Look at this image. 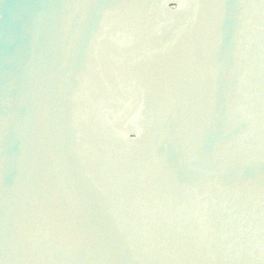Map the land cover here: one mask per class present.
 Instances as JSON below:
<instances>
[{"label":"water","instance_id":"water-1","mask_svg":"<svg viewBox=\"0 0 264 264\" xmlns=\"http://www.w3.org/2000/svg\"><path fill=\"white\" fill-rule=\"evenodd\" d=\"M0 264H264V0H0Z\"/></svg>","mask_w":264,"mask_h":264}]
</instances>
